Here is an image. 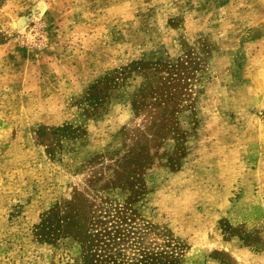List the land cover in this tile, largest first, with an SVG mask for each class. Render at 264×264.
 <instances>
[{
  "label": "rangeland",
  "instance_id": "obj_1",
  "mask_svg": "<svg viewBox=\"0 0 264 264\" xmlns=\"http://www.w3.org/2000/svg\"><path fill=\"white\" fill-rule=\"evenodd\" d=\"M0 264H264V0H0Z\"/></svg>",
  "mask_w": 264,
  "mask_h": 264
}]
</instances>
